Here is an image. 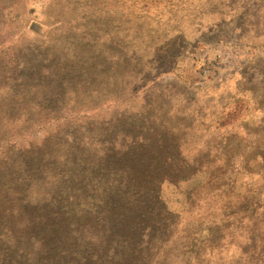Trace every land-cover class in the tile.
Segmentation results:
<instances>
[{
  "label": "rangeland",
  "instance_id": "rangeland-1",
  "mask_svg": "<svg viewBox=\"0 0 264 264\" xmlns=\"http://www.w3.org/2000/svg\"><path fill=\"white\" fill-rule=\"evenodd\" d=\"M100 167L138 173L128 264H264V0H0L13 203Z\"/></svg>",
  "mask_w": 264,
  "mask_h": 264
},
{
  "label": "trees",
  "instance_id": "trees-1",
  "mask_svg": "<svg viewBox=\"0 0 264 264\" xmlns=\"http://www.w3.org/2000/svg\"><path fill=\"white\" fill-rule=\"evenodd\" d=\"M40 158L33 154L31 160L38 165ZM21 165L31 175L40 171L39 166L22 161ZM131 169V177L122 181L103 177V167L91 175L74 172L68 178L62 176L55 189L47 191L50 196L38 195L39 204L26 202L32 200L28 198L18 205L13 196L20 195L24 201L18 191L24 187L16 189L13 179L8 181L4 174L0 180V264H128L139 226L140 210L134 205L141 191H137L138 173ZM94 173L100 174L97 180ZM82 180L89 190L83 183L82 194L68 192ZM145 190L147 201H155L154 190Z\"/></svg>",
  "mask_w": 264,
  "mask_h": 264
}]
</instances>
